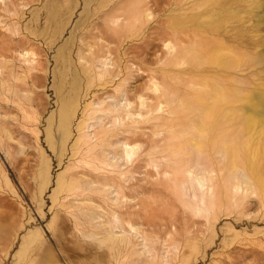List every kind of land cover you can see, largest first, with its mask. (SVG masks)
I'll list each match as a JSON object with an SVG mask.
<instances>
[{"label": "rangeland", "instance_id": "rangeland-1", "mask_svg": "<svg viewBox=\"0 0 264 264\" xmlns=\"http://www.w3.org/2000/svg\"><path fill=\"white\" fill-rule=\"evenodd\" d=\"M0 52V264H264V188L216 176L214 196L177 194L120 142L140 93L213 82L264 137V0H0ZM166 109L138 129L159 148Z\"/></svg>", "mask_w": 264, "mask_h": 264}, {"label": "bare ground", "instance_id": "bare-ground-1", "mask_svg": "<svg viewBox=\"0 0 264 264\" xmlns=\"http://www.w3.org/2000/svg\"><path fill=\"white\" fill-rule=\"evenodd\" d=\"M201 38L203 39V37ZM191 50L187 48L181 49V51H178L176 57H180L179 59L183 61L182 55H187L184 59L188 58V54L193 53ZM193 50L195 49L193 48ZM223 50V46L216 48H209L208 46V48L204 49V58L207 61L219 64H227L230 59L234 61V57L230 56L228 58ZM0 64H2L1 61ZM17 76L14 75V79ZM203 86L209 89L204 90L199 88L190 90L189 88V90L183 91L184 93L180 94V90L178 92L177 90H173V87L169 88L163 85V90L156 88L158 93L152 94L149 98H145L146 96L144 97V94L140 93L138 95L140 100L139 106L136 108L135 106L131 108L126 107L128 113L132 112V115L135 114L137 116L134 119L132 118L131 121L127 119L128 122L123 125L125 127L123 128L124 132L128 131V136H123L125 139L120 141L123 150L121 155L123 163L129 164L130 162V165L136 164L132 167L133 170L146 167L145 174L152 173V169L149 168L150 165L157 167V173L159 174H167L172 171L174 173L170 180L172 188L176 187L178 194V192H182L181 185L189 183L191 186L190 196L193 199H198L200 191L204 192V196L209 197L207 193L210 190L212 193L210 182L216 176L223 183L229 185L232 183L236 188H240L241 184L244 183L248 184L249 188H264V148L262 147L264 141L262 138L264 137L259 136L260 138L258 137L257 140L250 141L251 136L248 130L253 127L254 123L249 119L242 120L238 118L237 112L233 109L231 93L225 92L217 82L204 83ZM150 98H155V103L150 102ZM164 106H167L166 110L173 117H170L169 123L159 122L160 130L156 132L157 134H161L162 130L171 131V141L167 145H164L163 148H159L163 140L159 137H154L156 132H153L155 135L152 136V133L139 132L138 129H142L139 124H148L154 118L159 117L154 116V118L148 117L145 119L146 115L152 114L156 110L160 111L161 108L164 109ZM113 114L121 115L122 110L117 109V111L112 112ZM138 116L144 120H140ZM242 118L244 119L245 117ZM121 121L124 122V119H121ZM134 122L138 125H133ZM105 130L102 129L101 132L106 133ZM260 130L258 129L259 132ZM132 135L133 138L136 137L142 140L141 142L148 140L147 149L141 152L143 144L136 143L133 145L130 143L128 139ZM154 149L156 150L154 151ZM133 154L134 158L129 160V157ZM141 155H145L146 157L143 160L144 162L139 160ZM162 157H168L169 159L168 162L159 167V158ZM169 161L171 164H169ZM223 189L225 193L229 192L227 188L224 187ZM214 195L215 190L212 193V196Z\"/></svg>", "mask_w": 264, "mask_h": 264}]
</instances>
